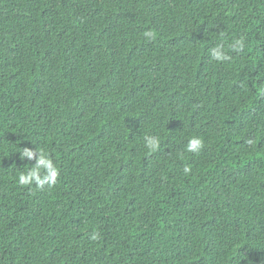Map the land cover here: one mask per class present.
Returning a JSON list of instances; mask_svg holds the SVG:
<instances>
[{
  "label": "trees",
  "instance_id": "trees-1",
  "mask_svg": "<svg viewBox=\"0 0 264 264\" xmlns=\"http://www.w3.org/2000/svg\"><path fill=\"white\" fill-rule=\"evenodd\" d=\"M0 264H264V0H0Z\"/></svg>",
  "mask_w": 264,
  "mask_h": 264
},
{
  "label": "clouds",
  "instance_id": "clouds-1",
  "mask_svg": "<svg viewBox=\"0 0 264 264\" xmlns=\"http://www.w3.org/2000/svg\"><path fill=\"white\" fill-rule=\"evenodd\" d=\"M150 38L152 37V33H146ZM232 47L236 50L242 51L244 48V40L239 39L234 42ZM211 56L213 59L217 61H223L229 59L226 55L224 49L220 46H217L211 49ZM145 147L150 151H155L159 145V140L157 137L146 135L144 137ZM203 146L202 139L193 136L188 144L187 151L188 152H198ZM22 151H19L20 158L23 160L25 157L28 158L29 161L35 160V164L32 165L27 171L20 172L18 174L17 183L20 186H27L35 184L37 188H43L45 185L52 186L56 183L57 178L59 176V169L54 164L52 159H50L47 154L43 151H37L36 149H31L28 147L22 148ZM191 171L189 167L184 168V172L187 174ZM43 172V174H41Z\"/></svg>",
  "mask_w": 264,
  "mask_h": 264
}]
</instances>
